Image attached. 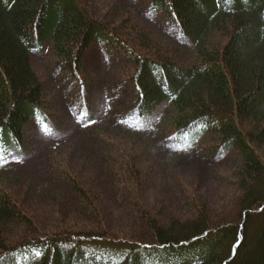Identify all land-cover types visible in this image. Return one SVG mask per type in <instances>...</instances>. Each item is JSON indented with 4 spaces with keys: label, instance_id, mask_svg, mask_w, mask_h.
Listing matches in <instances>:
<instances>
[{
    "label": "trees",
    "instance_id": "16d2710c",
    "mask_svg": "<svg viewBox=\"0 0 264 264\" xmlns=\"http://www.w3.org/2000/svg\"><path fill=\"white\" fill-rule=\"evenodd\" d=\"M150 6L194 40L195 61L153 55L99 17L90 0H0V153L24 145L32 118H49L35 51L54 38L59 69L82 78L90 49L103 40L136 61L142 117L168 102L165 121L180 140L192 144L215 132L220 149L244 151L231 178L239 186V214L216 219L202 203L197 216L173 223L150 216L151 242L72 228L15 243L6 224L37 220L6 189L0 192V264H264V0H150ZM76 184L88 199V187Z\"/></svg>",
    "mask_w": 264,
    "mask_h": 264
},
{
    "label": "rangeland",
    "instance_id": "374dc122",
    "mask_svg": "<svg viewBox=\"0 0 264 264\" xmlns=\"http://www.w3.org/2000/svg\"><path fill=\"white\" fill-rule=\"evenodd\" d=\"M90 2L99 17L153 55L197 59L194 40L150 0ZM35 59L49 118H32L24 145L0 154V192L13 191L37 220L6 224L12 241L45 230L98 228L151 242L150 216L173 223L197 216L202 203L216 219L237 217L239 186L231 178L244 151L220 149L222 136L215 132L192 144L180 140L165 121L168 102L142 117L137 64L124 48L96 41L82 78L59 69L54 38ZM78 180L88 187V199Z\"/></svg>",
    "mask_w": 264,
    "mask_h": 264
},
{
    "label": "snow or ice",
    "instance_id": "6c2138e0",
    "mask_svg": "<svg viewBox=\"0 0 264 264\" xmlns=\"http://www.w3.org/2000/svg\"><path fill=\"white\" fill-rule=\"evenodd\" d=\"M141 127H143L144 125H140Z\"/></svg>",
    "mask_w": 264,
    "mask_h": 264
}]
</instances>
